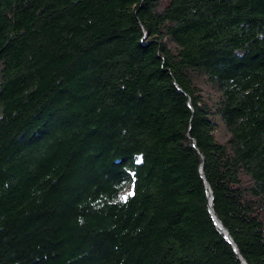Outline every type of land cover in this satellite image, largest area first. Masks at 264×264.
Instances as JSON below:
<instances>
[{
    "label": "trees",
    "instance_id": "16d2710c",
    "mask_svg": "<svg viewBox=\"0 0 264 264\" xmlns=\"http://www.w3.org/2000/svg\"><path fill=\"white\" fill-rule=\"evenodd\" d=\"M241 259L264 264V0H0V264Z\"/></svg>",
    "mask_w": 264,
    "mask_h": 264
},
{
    "label": "water",
    "instance_id": "95a60500",
    "mask_svg": "<svg viewBox=\"0 0 264 264\" xmlns=\"http://www.w3.org/2000/svg\"><path fill=\"white\" fill-rule=\"evenodd\" d=\"M200 171H201V170H200ZM206 187L208 188V196H209V197H208V198H209V207H208V210H209V212H210V214H211V217H212V219L214 220L215 224H217V225L222 229V231H223L225 237L227 238L228 242L232 245V247L234 248V250H235L236 252H238V251H237V248H236L234 242L231 240V238H230V236H229L227 230L222 226V224L220 223L219 219L216 217V215H215L214 212H213V209H212V207H211V199H212V197H211V191H210L209 186L207 185V183H206ZM241 263H242V264H246V262H245L244 260H242V259H241Z\"/></svg>",
    "mask_w": 264,
    "mask_h": 264
},
{
    "label": "rangeland",
    "instance_id": "374dc122",
    "mask_svg": "<svg viewBox=\"0 0 264 264\" xmlns=\"http://www.w3.org/2000/svg\"><path fill=\"white\" fill-rule=\"evenodd\" d=\"M226 137V130L224 127L221 125V130L219 132V139H224Z\"/></svg>",
    "mask_w": 264,
    "mask_h": 264
},
{
    "label": "snow or ice",
    "instance_id": "6c2138e0",
    "mask_svg": "<svg viewBox=\"0 0 264 264\" xmlns=\"http://www.w3.org/2000/svg\"><path fill=\"white\" fill-rule=\"evenodd\" d=\"M126 198V197H125Z\"/></svg>",
    "mask_w": 264,
    "mask_h": 264
}]
</instances>
